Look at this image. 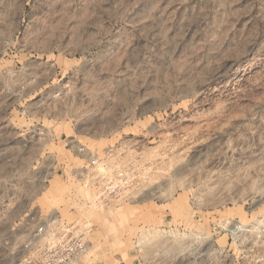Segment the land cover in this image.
<instances>
[{
  "label": "rangeland",
  "instance_id": "1",
  "mask_svg": "<svg viewBox=\"0 0 264 264\" xmlns=\"http://www.w3.org/2000/svg\"><path fill=\"white\" fill-rule=\"evenodd\" d=\"M71 237L75 264H264V0H0V264Z\"/></svg>",
  "mask_w": 264,
  "mask_h": 264
},
{
  "label": "built area",
  "instance_id": "2",
  "mask_svg": "<svg viewBox=\"0 0 264 264\" xmlns=\"http://www.w3.org/2000/svg\"><path fill=\"white\" fill-rule=\"evenodd\" d=\"M96 161H91V165H95ZM103 169H106L103 166ZM97 181L94 184V190L96 194V202L104 204L106 200H116L120 195L121 186L111 185L112 181L120 178L121 173L107 175L103 172H98ZM114 177L115 179H113ZM118 199V198H117ZM72 229V226L62 222L60 219H56V238L61 239L68 235ZM87 251V247L82 238H68L66 243L59 242L56 244V258L58 263L56 264H75L76 260Z\"/></svg>",
  "mask_w": 264,
  "mask_h": 264
},
{
  "label": "crops",
  "instance_id": "3",
  "mask_svg": "<svg viewBox=\"0 0 264 264\" xmlns=\"http://www.w3.org/2000/svg\"><path fill=\"white\" fill-rule=\"evenodd\" d=\"M57 130L59 131V132H61V133H63V135H65V136H69V137H73L74 135H76V132L74 131V129L71 127V126H68V127H64V128H58L57 126H56V133H57ZM67 133V134H66ZM62 135V134H61ZM73 135V136H72ZM57 142H59V140L57 139V135H56V143ZM74 157H78V156H75V155H73V158ZM79 159V158H78ZM76 175L75 174H73V175H70V176H62V175H56V184H58V183H60V182H67V180L68 179H72V180H74V179H76ZM64 178H66V179H64ZM95 178H96V175L95 176H93L92 178H91V181H92V183L95 181ZM64 180H66V181H64ZM73 202H76V208L77 207H80L81 205H83V203H82V201H80V198L79 199H74L73 200ZM61 210H63V209H61ZM70 213H71V215H72V217L71 216H69V214L67 215V213H66V216H65V218L66 219H70L69 217H71V219L72 220H74V218L75 217H78L79 216V214H77L78 212H76V211H72V209H70ZM70 219V220H71ZM61 221H62V219H60ZM66 221V220H65ZM64 221V223H66ZM66 224H68V223H66Z\"/></svg>",
  "mask_w": 264,
  "mask_h": 264
}]
</instances>
